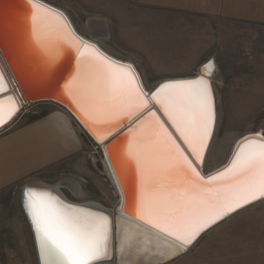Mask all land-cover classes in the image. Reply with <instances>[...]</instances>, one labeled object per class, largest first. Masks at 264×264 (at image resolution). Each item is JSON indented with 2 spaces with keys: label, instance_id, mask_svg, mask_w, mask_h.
I'll return each instance as SVG.
<instances>
[{
  "label": "snow or ice",
  "instance_id": "6c2138e0",
  "mask_svg": "<svg viewBox=\"0 0 264 264\" xmlns=\"http://www.w3.org/2000/svg\"><path fill=\"white\" fill-rule=\"evenodd\" d=\"M27 5L19 47L40 62L37 86L61 90L114 164L134 170V199L125 211L175 241L153 253L137 230L121 231V217L114 221L28 187L23 208L42 264H152V255L167 264L213 226L264 203V128L242 137L224 168L202 171L217 121L213 88L204 78L212 74V61L201 76L147 90L132 64L81 37L64 12L36 0ZM71 57L75 67L61 86L60 67ZM19 111L0 69V127Z\"/></svg>",
  "mask_w": 264,
  "mask_h": 264
},
{
  "label": "rangeland",
  "instance_id": "374dc122",
  "mask_svg": "<svg viewBox=\"0 0 264 264\" xmlns=\"http://www.w3.org/2000/svg\"><path fill=\"white\" fill-rule=\"evenodd\" d=\"M42 1L65 11L83 36L95 39L108 53L126 62L135 61L148 90L168 78L198 75L200 66L184 72L191 65L177 63L180 59L174 58L186 51L187 60L190 52L193 60L199 51V42H182L185 33L181 29L172 39L167 38L172 43L166 46V54L161 55L162 59L157 58L159 55L145 59L155 63L143 64L130 58L131 53L142 52L155 39L152 26L142 23L125 27L124 37L121 38V7L131 8L135 0ZM93 20L101 21L95 24L105 27L103 36L91 32L92 24L89 25V22ZM218 31L216 28L211 33L216 34L218 41L209 51V58L216 55L218 66L216 77L211 80L217 105V123L205 161L206 172L226 163L238 139L264 128V27L226 24L222 32ZM149 50H152L151 46ZM52 111L65 112L52 103L33 104L24 107L14 122H28ZM80 133L84 141L82 153L89 157L94 179H84L69 164H62L60 182L57 183L69 181L81 186V198L75 196L68 187L62 186L63 193L73 202H97L115 211L118 195L107 175L97 168V162H102V152L83 131ZM25 183L0 196V207L4 213L13 211V206L16 208V216L4 215L5 223L0 226L4 229L0 233V253L5 264H38L33 236L20 208ZM167 264H264V203L226 220L204 235L193 248Z\"/></svg>",
  "mask_w": 264,
  "mask_h": 264
},
{
  "label": "crops",
  "instance_id": "0c3cea01",
  "mask_svg": "<svg viewBox=\"0 0 264 264\" xmlns=\"http://www.w3.org/2000/svg\"><path fill=\"white\" fill-rule=\"evenodd\" d=\"M132 4L131 8L122 6L120 10L121 38L124 37L125 27L142 23L152 26L155 39H152L150 45L152 52L149 50L150 46H147L142 52H135L134 55L131 53L130 58L143 64L155 63L145 59L158 55L157 58L162 59L161 55L166 54V46L172 43L167 38L172 39L181 29L185 33L182 42H199V51L193 60L191 52L188 60L186 51L178 57L175 55L174 58L180 59L177 63L191 65L184 72L193 71L194 66H201L208 60L209 51L218 41L216 34L211 35L216 28L217 32H222L226 24L264 27V0H135ZM178 26L180 27L177 28ZM132 63L138 69L135 61ZM80 129L66 111H52L39 119L13 122L1 132L0 196L30 180L57 184L60 182L62 164H69L84 179H94L89 157L82 153L84 141ZM20 205L28 223L22 199ZM12 210L4 213L0 207V226L5 223L4 215L16 216L14 206ZM3 230L0 227V233ZM0 264H5L1 253Z\"/></svg>",
  "mask_w": 264,
  "mask_h": 264
},
{
  "label": "water",
  "instance_id": "95a60500",
  "mask_svg": "<svg viewBox=\"0 0 264 264\" xmlns=\"http://www.w3.org/2000/svg\"><path fill=\"white\" fill-rule=\"evenodd\" d=\"M36 2L38 3H44L45 5H50L42 0H36ZM11 6V8H9ZM52 6V5H50ZM54 8H57L55 6H52ZM59 9V8H57ZM61 10V9H59ZM30 11L29 6L27 5V0H0V26L1 28H4V25H2V21L5 20L6 22H10L11 18L12 24H7L8 28L6 29V33L8 34H12V30L13 28H15V26L17 25L15 22H17V18L19 17V21L20 22H24V16ZM62 12H64L67 16L68 14L61 10ZM14 12V17L13 16H9V14L11 15ZM9 17V18H8ZM69 17V16H68ZM70 19V17H69ZM18 21V22H19ZM71 24L73 26V28L75 29V31L84 39L92 42L96 47H98L103 53H105L106 55L120 61L123 62L125 64H131V63H127L122 61L121 59L113 56L112 54L108 53L106 50H104L100 44L92 38H88L86 36H83L74 26L72 20L70 19ZM99 20H93L89 22L90 24H95L97 23ZM101 22V21H99ZM88 25V27H89ZM95 36V35H93ZM15 38V37H14ZM209 61H212L214 63V69L212 70V74L210 76H205L204 78L207 80H212L214 77H216V73L218 71V66H217V62H216V55H213L211 58H209L206 62H204L199 70H198V76L202 75V70H203V66L208 63ZM134 66V64H132ZM75 67V59L74 57L71 58H66L63 62H62V66L60 67V73H59V79H60V84L62 86L63 81L67 79L69 73L71 72L72 69H74ZM135 67V66H134ZM0 69H3L4 75L7 78L8 81V85H9V93L10 94H14L16 101L19 105L20 111L16 114V116L13 118V120H11L6 126L0 127V133L3 132L5 129L9 128L8 125H10L11 122L15 121L18 116L20 115L21 111L24 109V107L29 106V105H33V104H39V103H52L54 105H57L59 108L63 109L64 111H66L71 118L76 122V124L81 128V130L89 137L91 138L96 144L97 146H100V150L102 152V162H97V168L102 171L103 173H105L107 175V177L110 180H113L114 185L116 186L118 192H119V202H118V206L116 208V215L115 218L117 216L125 218L129 221L135 222L137 224H139L140 226L144 227L145 229H147L148 231H150L151 233H153L156 236L161 237L163 240H165L166 242L170 243V244H175V241L173 238L171 237H167L166 234L160 233L158 230L156 229H152L149 225L144 224V222L136 220L134 217V214L131 211L126 212L125 211V206L126 204L128 205L129 208H131V203L132 201L130 200L132 194L129 192L132 191L131 189H129L126 184L124 183L122 185L121 183V178L119 176V173L117 171V167L114 164L113 160H111L109 158L108 155V149L106 147H104L103 145L99 144L96 139L92 136V134L88 131V129L84 126V124L82 123V121L79 119V117L77 116L73 105L71 104V101L68 99L67 96L63 95L61 90L58 89H54V88H46V87H39V86H34V87H30L29 84H27L23 77L21 75H19V73L17 72L15 66L13 65L11 58H10V54L9 51L6 47V44L2 41V39L0 38ZM136 71L139 73V76L142 79V76L140 74V72L138 71L137 68H135ZM197 76V77H198ZM196 78V76L194 77H184V78H168L165 79L163 81H161L156 87H158L160 84L166 82V81H171V80H178V79H193ZM144 84V82H143ZM145 86V84H144ZM155 87V88H156ZM146 88V86H145ZM154 88V89H155ZM213 88V87H212ZM147 89V88H146ZM152 89V90H154ZM148 90V89H147ZM214 92V91H213ZM215 96V95H214ZM215 102H216V98H215ZM216 110H217V105H216ZM217 112V111H216ZM217 123V121H216ZM8 126V127H7ZM7 127V128H5ZM216 128V126H215ZM215 134V131H214ZM254 133H250L247 134L245 136H249L252 135ZM214 137V136H213ZM244 137V136H243ZM242 138V137H241ZM241 138L235 143L234 148L228 158V160L226 161V163L224 165H222L221 167L211 171V172H206L205 171V163L203 165V173L205 175L209 174V173H214L217 170H220L222 168H224L231 160L233 153L235 152L238 143L241 141ZM213 140V139H212ZM212 143V142H211ZM103 147V148H102ZM207 157V156H206ZM206 161V160H205ZM106 171V172H105ZM124 181V180H123ZM41 183V184H40ZM46 184V183H45ZM120 184V185H119ZM51 186L53 185H44V182L38 181V180H30L28 182H26L23 186V190H22V206H23V193L26 190V188L28 187H35L38 190H44V191H50L53 195L58 196L62 201H64L66 204H72L78 207H87L88 203H79V202H73L70 199L67 198V196L65 194H63L60 190H56L54 191ZM121 186V187H120ZM122 188V191H120ZM126 194H127V199H126ZM260 204V203H256L255 205ZM87 205V206H84ZM253 205V206H255ZM253 206H249L248 208H251ZM104 210H106L108 213L106 214H110V216L113 218V214H111L110 210L105 208L104 206H101ZM89 208V207H88ZM247 208V209H248ZM91 209V208H90ZM24 210V208H23ZM93 210V209H92ZM118 211L121 212L122 216H120V214H118ZM244 210H240L238 213L233 214L231 217L239 214L240 212H242ZM24 214L26 216V219L28 221V224L30 226L31 232H32V236H33V240H34V245H35V249H36V254H37V260H38V264H42L41 259H40V254H39V247H38V241H37V237L35 234V231L32 227L31 221L27 216V213L24 210ZM230 217V218H231ZM230 218H226L224 221L220 222L218 225L213 226L210 230H207L205 233H203L196 242H194V245L191 246L189 249H187L185 252H187L188 250H190L191 248H193L197 242L207 233H209L210 231H212L214 228H216L217 226H219L220 224L224 223L226 220L230 219ZM114 220V218H113ZM114 231H115V227H114ZM184 254V252L182 253ZM180 255H177L175 258L170 259L169 261H167V263L175 260L176 258H178ZM156 264H161V261L159 263Z\"/></svg>",
  "mask_w": 264,
  "mask_h": 264
},
{
  "label": "bare ground",
  "instance_id": "6f19581e",
  "mask_svg": "<svg viewBox=\"0 0 264 264\" xmlns=\"http://www.w3.org/2000/svg\"><path fill=\"white\" fill-rule=\"evenodd\" d=\"M9 8H11V6ZM9 16L14 17V12L11 15L9 14ZM9 19H10V22H6L5 20L2 21V25H4V28H1V26H0V38L6 44V47L9 51V54H10L11 61H12L13 65L15 66L19 75H21L23 77L24 81L27 84H29L30 87L31 86L34 87L37 85L36 81L38 80V76L43 69H42L40 62L37 58L27 56L26 54H24L22 52V50L19 47V41H20V38H21V35L23 32V29L25 27L24 22H20L19 17H18L17 20L19 22L18 21L15 22L17 25L11 31L13 35L9 34V36H8V34L6 33V29L8 28L7 24L8 23L12 24V21H13L11 18H9ZM90 30L93 34L100 35V36H103L104 32H106L105 27L101 28L97 24H92L90 26ZM124 62H126V61H124ZM127 63H130V62H127ZM131 64H133V63H131ZM135 68H136V66H135ZM210 83H211V81H210ZM13 122H11L10 125H8V126L10 127L13 124ZM7 127H5V128H7ZM98 147L101 148L100 146H98ZM115 165L117 167V171H118L119 176L121 178L122 185L125 183L126 186L132 190V191L129 190V192L132 194L130 200L133 203L134 194H135L134 170L120 168L118 164H115ZM109 181L113 185L115 192L118 195V200H119V198H120L119 192H118L116 186L114 185L113 180L109 179ZM44 185H47V184L44 183ZM62 186H64V187L66 186V188L68 187L73 192V194L79 198H81L83 196L81 186H79L78 184L73 183V182L66 181V182L57 183V184L51 186V188L54 191L60 190L63 193V191L61 190ZM120 191H122V188ZM84 203H88L87 204L88 206L87 205H84V206H87L93 210H99V211H104V212L108 213L106 210H104L101 207L103 205L100 203H97V202H84ZM131 207H132V205H131ZM110 212H111V214H113V218L115 221L116 210L115 211L110 210ZM118 214H120V216H122L120 211H118ZM121 219L124 221V224L121 226V231H123L124 229H135V230H137V233H138L137 238L140 239L141 241H146L148 243V247L152 250L153 253H156V252L160 251L161 249H163L164 245L170 244V243L166 242L165 240H163L161 237L154 235L153 233H151L150 231H148L144 227L140 226L139 224L132 222V221H129V220L122 218V217H121ZM184 253H186V252H184ZM151 260H152V264H156V263L160 262V258L157 255H152Z\"/></svg>",
  "mask_w": 264,
  "mask_h": 264
},
{
  "label": "trees",
  "instance_id": "16d2710c",
  "mask_svg": "<svg viewBox=\"0 0 264 264\" xmlns=\"http://www.w3.org/2000/svg\"><path fill=\"white\" fill-rule=\"evenodd\" d=\"M43 116H45V115L39 116V117H37L36 119L42 118Z\"/></svg>",
  "mask_w": 264,
  "mask_h": 264
}]
</instances>
